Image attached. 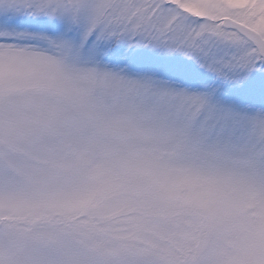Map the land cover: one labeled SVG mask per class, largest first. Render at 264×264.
Segmentation results:
<instances>
[{"label":"snow or ice","instance_id":"6c2138e0","mask_svg":"<svg viewBox=\"0 0 264 264\" xmlns=\"http://www.w3.org/2000/svg\"><path fill=\"white\" fill-rule=\"evenodd\" d=\"M0 264H264V0H0Z\"/></svg>","mask_w":264,"mask_h":264}]
</instances>
